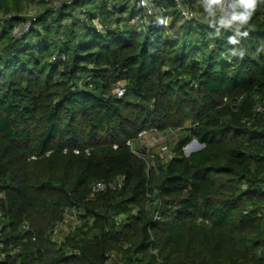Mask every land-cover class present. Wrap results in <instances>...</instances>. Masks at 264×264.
<instances>
[{
	"label": "trees",
	"instance_id": "1",
	"mask_svg": "<svg viewBox=\"0 0 264 264\" xmlns=\"http://www.w3.org/2000/svg\"><path fill=\"white\" fill-rule=\"evenodd\" d=\"M152 1L0 0V264H264V0Z\"/></svg>",
	"mask_w": 264,
	"mask_h": 264
},
{
	"label": "built area",
	"instance_id": "2",
	"mask_svg": "<svg viewBox=\"0 0 264 264\" xmlns=\"http://www.w3.org/2000/svg\"><path fill=\"white\" fill-rule=\"evenodd\" d=\"M175 1L177 3L178 9L180 10V13H181V16L183 19L192 20L195 18V16H196L195 11L192 8L185 6L183 4V0H175ZM200 3L209 13H211L215 16H221V17H225V18H228V17H231L232 15H234V12H235L236 7H237L236 0H201ZM137 4H138L139 8L141 10H143L144 15L146 17H151V16L156 15L157 8L154 5L152 0H137ZM138 20H140V19L136 18L134 20V22L138 21ZM29 27H30V23H28L27 25H22V26L18 25L14 28L13 35L14 36L22 35L25 32V30L28 29ZM124 91L125 90L122 87H118L116 89V92L119 96H123ZM257 110L260 112H264V101L258 105ZM175 136H176L175 131H171L169 133H164V132L157 130L156 128H151V129H148V130L146 129V130H143L142 132H140L138 135V139L141 143L145 144V146H150L151 144H153V142H156L157 139H166L167 140L168 138L171 139V138H174ZM149 141H152V142L149 143ZM195 141L196 140H194L191 144L193 145V143ZM133 144H134L133 141H128V145L132 146ZM187 146L188 145H186L184 147V151L187 155H189L191 152H190V149L188 152H186L185 148ZM133 149H134V152L136 154H138V155L140 154V151L138 148L133 147ZM161 151H162V152H160L161 157L165 158L163 156V153H167L170 151L167 143L161 147ZM116 187H121V181L120 182L110 181V182L97 183V184H95V186L93 188V193L103 191L107 188H116ZM71 218L75 219L76 216L72 215Z\"/></svg>",
	"mask_w": 264,
	"mask_h": 264
},
{
	"label": "rangeland",
	"instance_id": "3",
	"mask_svg": "<svg viewBox=\"0 0 264 264\" xmlns=\"http://www.w3.org/2000/svg\"><path fill=\"white\" fill-rule=\"evenodd\" d=\"M36 10H37V12H38V8H37V9H32L31 14L35 13ZM156 138H157V137H156ZM168 139H169V138H168ZM168 139H167V140H166V139H157V141H156V142H153V144H151L149 147H152L154 152L160 153V152H162V151H161V147H162L164 144L168 143ZM148 140H149V139H148ZM169 140L172 141L173 143L176 142L175 138H171V139H169ZM150 142H152V141H149V143H150ZM163 142H164V143H163ZM191 143H192V142H191ZM191 143H189L188 146L185 148V149H186V152H188L189 149L191 150V148H198V147H199V145H198L197 143L194 144L196 147H194V145L192 146ZM191 146H192V147H191ZM170 147H171V146H170ZM163 156L165 157V159H166V161H167L168 159L171 158V156H172V151L170 150V151L167 152V153H163Z\"/></svg>",
	"mask_w": 264,
	"mask_h": 264
},
{
	"label": "water",
	"instance_id": "4",
	"mask_svg": "<svg viewBox=\"0 0 264 264\" xmlns=\"http://www.w3.org/2000/svg\"><path fill=\"white\" fill-rule=\"evenodd\" d=\"M195 143H197V144L199 145V147H198V148H191L190 152H193V151H195V150H198V149H200V148L203 146V145L199 144L198 141H195V142L193 143V145H194ZM193 145H192V146H193ZM194 147H196V146L194 145ZM165 184H166V180H164V181L162 182L161 189H164Z\"/></svg>",
	"mask_w": 264,
	"mask_h": 264
},
{
	"label": "clouds",
	"instance_id": "5",
	"mask_svg": "<svg viewBox=\"0 0 264 264\" xmlns=\"http://www.w3.org/2000/svg\"><path fill=\"white\" fill-rule=\"evenodd\" d=\"M242 2L246 3V4H248V3H253L254 4L255 0H242ZM244 19H247V18L245 17ZM232 42L235 43V41H232Z\"/></svg>",
	"mask_w": 264,
	"mask_h": 264
}]
</instances>
